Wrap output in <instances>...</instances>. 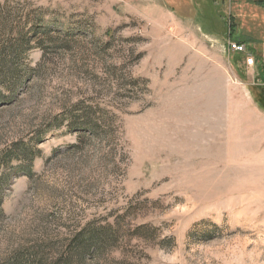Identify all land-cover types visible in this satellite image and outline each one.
Here are the masks:
<instances>
[{
  "label": "rangeland",
  "instance_id": "rangeland-1",
  "mask_svg": "<svg viewBox=\"0 0 264 264\" xmlns=\"http://www.w3.org/2000/svg\"><path fill=\"white\" fill-rule=\"evenodd\" d=\"M253 1L0 0V264H264Z\"/></svg>",
  "mask_w": 264,
  "mask_h": 264
},
{
  "label": "built area",
  "instance_id": "built-area-1",
  "mask_svg": "<svg viewBox=\"0 0 264 264\" xmlns=\"http://www.w3.org/2000/svg\"><path fill=\"white\" fill-rule=\"evenodd\" d=\"M228 47L233 53H236V54H246L247 53L246 46L241 43L232 42V43H229ZM254 63H255L254 58L250 55H247V57L244 60L245 66L253 67Z\"/></svg>",
  "mask_w": 264,
  "mask_h": 264
},
{
  "label": "trees",
  "instance_id": "trees-1",
  "mask_svg": "<svg viewBox=\"0 0 264 264\" xmlns=\"http://www.w3.org/2000/svg\"><path fill=\"white\" fill-rule=\"evenodd\" d=\"M254 2V4L256 5H259V6H261V7H263L264 8V0H255V1H253ZM237 41H239V43H248L246 40H243V39H241V38H239Z\"/></svg>",
  "mask_w": 264,
  "mask_h": 264
}]
</instances>
